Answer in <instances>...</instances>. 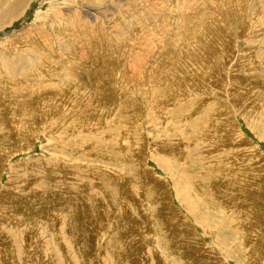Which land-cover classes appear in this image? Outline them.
Listing matches in <instances>:
<instances>
[{
  "label": "rangeland",
  "instance_id": "374dc122",
  "mask_svg": "<svg viewBox=\"0 0 264 264\" xmlns=\"http://www.w3.org/2000/svg\"><path fill=\"white\" fill-rule=\"evenodd\" d=\"M263 12L0 0V264H264Z\"/></svg>",
  "mask_w": 264,
  "mask_h": 264
},
{
  "label": "bare ground",
  "instance_id": "6f19581e",
  "mask_svg": "<svg viewBox=\"0 0 264 264\" xmlns=\"http://www.w3.org/2000/svg\"><path fill=\"white\" fill-rule=\"evenodd\" d=\"M263 3V2H262ZM262 6V5H261ZM262 8V7H261ZM263 9V8H262ZM264 13V12H263ZM262 13V14H263ZM262 19V18H261ZM41 47V46H40ZM40 47H39V49H40ZM39 52H41V51H39ZM57 63V62H56ZM59 67V66H58ZM62 67V66H61ZM13 80H15L14 78H12ZM12 80V81H13ZM54 80V79H53ZM18 81V80H17ZM51 81V80H50ZM52 82V81H51ZM53 84V83H52ZM39 92V91H38ZM33 93H34V91H33ZM17 94V93H16ZM19 95V94H18ZM27 95H28V93H27ZM39 95H41L40 93H39ZM41 97V96H40ZM40 97H38V98H40ZM33 98V97H32ZM34 99V98H33ZM45 107H46V105H45ZM62 109H63V107H62ZM42 110H43V108H42ZM66 110V109H65ZM59 113V112H58ZM209 113V112H208ZM64 115V114H63ZM67 115H68V111H67ZM256 117V116H255ZM199 118V117H198ZM200 119V118H199ZM68 120V122H69V119H67ZM75 121H78L77 119H74ZM49 121H51V123H52V125H54V123H53V121H52V118L51 119H49ZM55 122V121H54ZM222 127V126H221ZM50 134H53V132H49ZM160 165H161V167L163 166V169L165 168V171H166V173H168L169 172V176L172 178V176L174 177V175H173V172L171 171L172 169H171V166L169 165V163H167V160L164 158V161H162V162H160ZM164 171V170H163ZM187 172H188V170H187ZM177 178V177H176ZM175 177H174V180L176 179ZM184 178V180H183V191L180 193V194H177V195H179V196H177V198L179 199V201H181L183 204H185V206H186V209L188 210V212L192 215V217H194V220L196 221V223L197 224H201L202 226H204V227H215L216 229H218L219 230V232H220V234H221V236H224L225 234H222V233H224V232H228V229L231 227V226H229V224L228 223H224V224H219L218 225V223H217V220H216V218L214 219V223H212V219L211 220H208V219H210V218H206V219H203V218H199L196 214H197V211H195L192 207H191V205H190V199L192 198V196L190 195V191H191V183H190V181H189V179L188 178H185V177H183ZM180 180H181V178H180ZM81 181V180H80ZM208 181V180H207ZM85 182V181H84ZM181 183V184H182ZM193 185V184H192ZM193 189V188H192ZM193 191V190H192ZM178 192V191H177ZM91 196V195H90ZM88 197V196H87ZM181 198V199H180ZM89 199V198H88ZM229 199H230V197H229ZM91 201V200H90ZM231 202H233L232 200H230ZM263 202V201H262ZM89 203V202H88ZM264 204V203H263ZM160 208V207H159ZM164 208V207H163ZM161 209V208H160ZM258 209V208H257ZM236 210V209H235ZM259 211V210H258ZM255 214V213H254ZM94 216V215H93ZM122 217V216H121ZM257 218V217H256ZM168 220V219H167ZM71 223V222H70ZM69 223V224H70ZM220 226H222V227H220ZM225 227H229L228 229H226ZM164 229V228H163ZM247 229V228H246ZM206 232H208V231H206ZM245 232V231H244ZM169 234V233H168ZM113 237V236H112ZM247 237V236H246ZM110 242V241H109ZM113 243H114V241H113ZM112 243V244H113ZM66 244V243H65ZM108 244V243H107ZM220 244V243H219ZM110 246H111V244H109ZM221 245V244H220ZM250 246V245H249ZM112 247H114V246H112ZM67 248V247H66ZM127 248V247H126ZM114 249V248H113ZM125 249V248H124ZM116 249H114V251H115ZM164 250V249H163ZM113 252V251H112ZM118 252V251H117ZM114 253V252H113ZM111 255V254H110ZM118 255H120V253L118 254ZM117 255V256H118ZM121 256V255H120ZM222 256V255H221ZM112 258V257H111ZM116 258V257H115ZM118 258H119V256H118ZM152 258V257H151ZM223 262V261H222ZM118 263V262H117ZM214 263V262H213Z\"/></svg>",
  "mask_w": 264,
  "mask_h": 264
}]
</instances>
